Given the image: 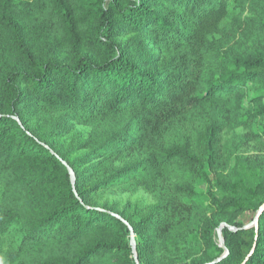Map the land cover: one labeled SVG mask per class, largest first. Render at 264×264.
<instances>
[{"label": "trees", "instance_id": "trees-1", "mask_svg": "<svg viewBox=\"0 0 264 264\" xmlns=\"http://www.w3.org/2000/svg\"><path fill=\"white\" fill-rule=\"evenodd\" d=\"M263 206L264 0H0V264H264Z\"/></svg>", "mask_w": 264, "mask_h": 264}, {"label": "rangeland", "instance_id": "rangeland-1", "mask_svg": "<svg viewBox=\"0 0 264 264\" xmlns=\"http://www.w3.org/2000/svg\"><path fill=\"white\" fill-rule=\"evenodd\" d=\"M34 51L39 56L44 54L51 58L59 57L56 45L46 40L44 42L36 41L34 43ZM237 133L241 134L243 133V131H238ZM88 134V129L81 130L80 135L83 136V138H85ZM225 138H229V136ZM253 149V146L246 147L243 152L245 155H257ZM198 190L205 191L206 186H201L198 188ZM103 203H106L108 206L115 207L118 211L124 213V215L128 217H134L137 214H141L142 212L146 211L154 205L152 198L148 194H146L142 189H139L137 193H124L120 191H114V193L107 195ZM254 217L255 215H253L252 213H247L242 217V220L248 223L250 219Z\"/></svg>", "mask_w": 264, "mask_h": 264}, {"label": "water", "instance_id": "water-1", "mask_svg": "<svg viewBox=\"0 0 264 264\" xmlns=\"http://www.w3.org/2000/svg\"><path fill=\"white\" fill-rule=\"evenodd\" d=\"M64 165H66V163H65ZM68 170H69V172H70V174H71L72 181L74 182L73 171H72L70 168H68ZM263 210H264V206L258 211L257 216H256L255 221H254L255 224H258V220H259L260 214L262 213ZM225 226H226V225H222V227H225ZM230 229H232V228L230 227ZM130 231H131V235H132V237H131V244H132V247H133V253H134L135 260H136V262H137L138 259H137V255H136V249H135V238H134V232H133L132 228H130ZM218 235H219V238H220V244H221V247L225 250V254H224L223 257H222V258H224L226 255H228V250L226 249V247H225V245H224V241H223V239H222V237H221V229L218 230ZM222 258H221V259H222ZM219 260H220V259H219ZM219 260H218V261H219ZM218 261H216V262H218Z\"/></svg>", "mask_w": 264, "mask_h": 264}]
</instances>
